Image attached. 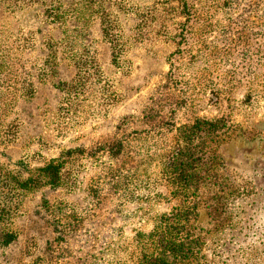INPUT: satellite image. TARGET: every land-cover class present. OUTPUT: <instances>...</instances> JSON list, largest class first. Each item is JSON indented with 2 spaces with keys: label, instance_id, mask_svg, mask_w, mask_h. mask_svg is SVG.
I'll list each match as a JSON object with an SVG mask.
<instances>
[{
  "label": "rangeland",
  "instance_id": "rangeland-1",
  "mask_svg": "<svg viewBox=\"0 0 264 264\" xmlns=\"http://www.w3.org/2000/svg\"><path fill=\"white\" fill-rule=\"evenodd\" d=\"M78 1L0 0V264H264V0H87L72 94Z\"/></svg>",
  "mask_w": 264,
  "mask_h": 264
},
{
  "label": "trees",
  "instance_id": "trees-1",
  "mask_svg": "<svg viewBox=\"0 0 264 264\" xmlns=\"http://www.w3.org/2000/svg\"><path fill=\"white\" fill-rule=\"evenodd\" d=\"M87 0H79L78 1V7L76 8V16H74L73 20L75 22H77V24L75 26H73L72 28H70V36H66V38H64V40L61 41H56L55 42V46L53 45V40L49 39L48 42L46 41V45L49 46V48L51 49V55H49V49H48V54L46 56H48V59H46V65H50V62L53 60L54 64H52L51 66L57 65L58 61H67V63L69 65L74 66V68L77 70L74 78L69 82V83H65V87L67 89L68 92H72V94H82L86 91V88L90 87V85H92L94 83V81H96V77L98 75V73H96V64L91 62V65H89L88 67V62L86 61L87 59L84 58L85 56H83V54H67L65 53V49L63 51V53H65L64 55L59 54L58 52V48L60 46L61 43H64V46L66 49L70 50V52L75 49V47H81L80 44H82L81 40H79V35H80V26L81 21H83L82 19V11L80 10V8L82 7V3L86 2ZM67 15H69V13H67ZM73 15V14H72ZM50 19V20H49ZM47 20L54 22L55 26L57 29H59V31L62 33V27H65V23H66V19L63 22V15H61V11L57 10L56 12H53L52 9L47 11ZM70 20V19H69ZM62 21V22H61ZM63 27V29H64ZM65 32V31H63ZM73 32V33H72ZM52 43V44H50ZM50 44V45H49ZM2 60V59H1ZM5 67H6V63H5V59L3 60V63L0 66V82H2L3 80V75H5ZM87 67V68H86ZM26 87L27 90H30V87H32V84L26 83ZM1 88H0V97H1ZM197 131H206V133H213L216 130H218V125L215 123H211V122H205V121H200L197 122L195 127H194ZM190 149L188 148L186 151H184V153L179 157V159L176 160V162L173 165V172L174 175L178 176L179 179H185L184 177H188L191 178V176L194 175L193 172V166L192 163H190V166L187 164V159H188V154ZM177 155H179V152L177 153ZM186 159V162H183L182 159ZM58 170V166L57 165H53L52 163H50L49 165H47L45 167L46 172H48V174L51 175L52 178V182H55L57 180V175H56V171ZM190 180H185V182H182L180 185L182 186H189L192 187L194 184L193 183H189ZM179 183V182H178ZM180 185H178L180 187ZM194 187V186H193ZM193 211V207L189 208L188 212L185 214H182L183 219H185V221L189 220V215H191L190 213H192ZM176 217H180L176 215ZM168 226H166L167 228ZM170 227V226H169ZM173 230V229H172ZM180 229L178 228V231ZM189 242V239H183V240H178V238L175 236V238H170L168 242L165 243L164 245V250L165 251H172L174 249V247H179L183 248L184 246H186ZM167 246L170 247L167 249ZM182 253V255H184L185 251H180ZM150 264V263H148Z\"/></svg>",
  "mask_w": 264,
  "mask_h": 264
}]
</instances>
